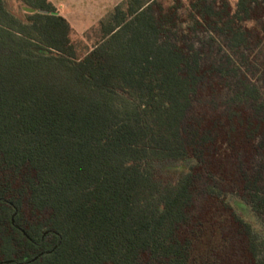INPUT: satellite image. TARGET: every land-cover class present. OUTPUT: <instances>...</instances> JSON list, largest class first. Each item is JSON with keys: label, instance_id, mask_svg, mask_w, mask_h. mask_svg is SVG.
I'll return each mask as SVG.
<instances>
[{"label": "trees", "instance_id": "trees-1", "mask_svg": "<svg viewBox=\"0 0 264 264\" xmlns=\"http://www.w3.org/2000/svg\"><path fill=\"white\" fill-rule=\"evenodd\" d=\"M73 33L0 0V264H264L232 202L264 221V0H126L83 56Z\"/></svg>", "mask_w": 264, "mask_h": 264}, {"label": "rangeland", "instance_id": "rangeland-1", "mask_svg": "<svg viewBox=\"0 0 264 264\" xmlns=\"http://www.w3.org/2000/svg\"><path fill=\"white\" fill-rule=\"evenodd\" d=\"M58 13L68 19L73 27V40L78 55L83 56L91 50L101 38V24L107 22L109 16L118 5H123L126 0H52ZM165 7L170 6L175 0H160ZM188 4L189 0H182ZM62 6V7H60ZM60 7V8H59ZM264 155V154H262ZM258 154L257 156H262ZM261 160L262 157H259ZM262 163L259 162V166ZM238 211L252 221L256 230L264 238V221L258 219L251 211L250 206L242 203L238 198L232 199Z\"/></svg>", "mask_w": 264, "mask_h": 264}, {"label": "crops", "instance_id": "crops-1", "mask_svg": "<svg viewBox=\"0 0 264 264\" xmlns=\"http://www.w3.org/2000/svg\"><path fill=\"white\" fill-rule=\"evenodd\" d=\"M49 1H51V2L53 3V1H52V0H49ZM53 4H54V3H53ZM60 7H62V6H60ZM60 7H59V8H60Z\"/></svg>", "mask_w": 264, "mask_h": 264}]
</instances>
